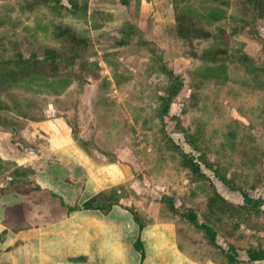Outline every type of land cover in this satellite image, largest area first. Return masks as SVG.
Returning <instances> with one entry per match:
<instances>
[{
    "label": "rangeland",
    "instance_id": "obj_1",
    "mask_svg": "<svg viewBox=\"0 0 264 264\" xmlns=\"http://www.w3.org/2000/svg\"><path fill=\"white\" fill-rule=\"evenodd\" d=\"M149 1L84 0L86 15L78 19L58 16L42 0H0V43L9 39L7 47L23 57L31 52L42 57L46 47L67 53L69 43L55 36L57 25L69 27L87 43V63L73 60L71 82L60 93L54 87L47 90L37 79L0 86V128L18 131L32 121L64 119L112 154L107 158L118 159L127 177L120 186L122 204L139 212L143 221L152 223L157 217L172 222L190 257L204 256L216 264H264V260L249 261L246 254L249 247L264 249V88L230 58L242 51L253 63L263 64L264 18L249 20L244 0L179 2L177 13L184 16H203L216 1L227 2L226 16L220 21L199 19L213 36L217 26L225 28L223 42L217 43L176 32L175 11L169 6L174 28L163 33V25H152L161 17L153 16ZM61 2L68 5L67 0ZM123 25L131 26L129 42L118 44ZM158 59L183 80L162 119L156 96L165 94L167 77L157 66ZM205 68L228 78L205 77ZM16 134L15 147L23 144ZM174 145L199 162L204 176L183 163ZM88 147L98 162L106 160L93 145ZM11 168V163L0 164V182L5 183L3 173ZM242 190L260 198L257 213L250 209L232 214L243 203ZM214 192L227 201L221 216L207 206ZM162 195L172 198L176 211ZM188 209L212 226L215 241L234 252L235 261H229L199 226L181 215Z\"/></svg>",
    "mask_w": 264,
    "mask_h": 264
},
{
    "label": "crops",
    "instance_id": "obj_2",
    "mask_svg": "<svg viewBox=\"0 0 264 264\" xmlns=\"http://www.w3.org/2000/svg\"><path fill=\"white\" fill-rule=\"evenodd\" d=\"M149 2L161 17L152 25L173 30L171 0ZM17 129L0 128L7 153L0 151V164L13 166L0 182V264H216L183 251L172 222L143 221L122 204L124 169L83 130L58 117ZM15 134L22 145L15 147ZM90 145L106 160L98 162ZM93 196L114 200L106 210L82 207Z\"/></svg>",
    "mask_w": 264,
    "mask_h": 264
},
{
    "label": "trees",
    "instance_id": "obj_3",
    "mask_svg": "<svg viewBox=\"0 0 264 264\" xmlns=\"http://www.w3.org/2000/svg\"><path fill=\"white\" fill-rule=\"evenodd\" d=\"M47 7L51 8L56 12L58 16L70 15L74 18H84L86 15V2L84 0H67L68 5L66 6L61 2V0H42ZM183 0H171L172 7L175 11V30L179 34L192 35L195 37L202 38H213L217 43H222V37H225V28H219L215 31L217 32L215 36L211 30L206 27H203L199 23L200 18H205L209 23H215L220 21L226 16L225 5L224 3L216 1L215 4L209 6L207 13L201 16L187 15L177 13L178 3ZM246 8L249 10V20H255L256 18H264V0H244ZM245 19V18H244ZM242 21V20H241ZM247 20L244 21L246 23ZM248 22V21H247ZM130 25H123L119 30L121 36L116 39L118 44H124L129 42V29ZM230 34V33H229ZM55 36L62 38V41L66 40L68 45V52L61 53L55 48L46 47L44 49V55L38 57L35 53L31 52L29 56L23 57L20 53L14 51L7 47L8 41H1L0 43V86H10L13 82H23L31 83V81L39 80L44 83L47 90L54 87L56 93L62 92L71 82L70 73L71 67L73 65V60L81 59L83 62L82 65L87 63V54L86 51V39L84 37H79L73 30L69 29L67 26L57 25L55 30ZM264 43V40H263ZM238 54H230V58L236 59L241 63L244 70L250 73L253 76L254 82L260 88H264V62L263 64H255L252 62L251 58L242 51H238ZM154 59H157L153 56ZM160 70L167 77V85L164 88L165 94L157 95L158 106L156 110L160 119L168 113L170 103L173 98L179 92L182 86V77L180 74L175 73L173 70L168 68L164 62L158 59V65ZM205 77L221 76L224 80L228 78L226 75L215 73L208 68L203 69ZM178 125V124H177ZM181 131L184 132V129L178 125ZM74 132V130H73ZM185 136L188 138V134L185 132ZM189 143L192 142L191 139H188ZM194 146V144H193ZM177 151L180 153L183 163L189 165L190 168L197 172V175L204 176V173L200 172L199 162L195 161L192 156L187 155L181 148L177 145H174ZM195 147V146H194ZM201 162L207 166L211 167L210 163L205 159L201 158ZM216 172V170H215ZM219 178L223 181L225 180L221 177ZM241 195L243 198V203L236 206L232 214H241L243 212H248L250 209L257 213L259 211L260 198L252 197L246 191L242 190ZM112 198V196H111ZM110 201H102L98 196H93L83 202L82 207L84 208H100L106 210L111 207L113 198ZM161 199L166 202L168 207L176 211L177 207L174 205L173 200L170 196L162 195ZM224 204H227V201L219 193L214 192L213 195L208 199V209L214 214L221 216L225 212L223 209ZM181 215L188 220L189 222L199 226L208 237V241L221 249L223 254L229 261H235L236 257L234 252H228L226 249H222L217 242L215 241V231L212 226L206 222H200L196 213L192 209H188L185 212H182ZM139 245V244H138ZM233 250L232 247H230ZM247 259L249 261L264 260V249L249 247L246 250Z\"/></svg>",
    "mask_w": 264,
    "mask_h": 264
}]
</instances>
